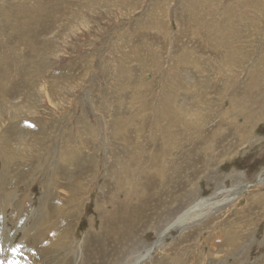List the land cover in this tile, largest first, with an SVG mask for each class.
Here are the masks:
<instances>
[{
  "label": "rangeland",
  "instance_id": "1",
  "mask_svg": "<svg viewBox=\"0 0 264 264\" xmlns=\"http://www.w3.org/2000/svg\"><path fill=\"white\" fill-rule=\"evenodd\" d=\"M261 182L264 0H0V264H264Z\"/></svg>",
  "mask_w": 264,
  "mask_h": 264
},
{
  "label": "bare ground",
  "instance_id": "2",
  "mask_svg": "<svg viewBox=\"0 0 264 264\" xmlns=\"http://www.w3.org/2000/svg\"><path fill=\"white\" fill-rule=\"evenodd\" d=\"M192 1V0H191ZM51 41V40H50ZM191 53V52H190ZM122 58V57H121ZM186 63V62H185ZM121 64V63H120ZM181 65V64H180ZM116 66V65H115ZM251 69V68H250ZM168 75V74H167ZM33 79V78H32ZM232 105V104H231ZM154 110V109H153ZM154 116V115H153ZM173 117V116H172ZM186 121V120H185ZM191 125V124H190ZM184 126V125H183ZM151 133V132H150ZM102 135V134H101ZM154 136V135H153ZM15 141V140H14ZM14 146V145H13ZM12 146V147H13ZM16 147H20V146H17L16 145ZM175 170V169H174ZM262 183V182H261ZM263 185H264V183H262ZM130 187V186H129ZM120 189V188H119ZM192 194V193H191ZM196 195V194H195ZM47 198V197H46ZM197 198H199V197H197ZM209 202V201H208ZM206 203V202H205ZM185 204V203H184ZM264 206V205H263ZM199 207V206H198ZM208 207V206H207ZM3 209H5V208H3ZM198 209V208H197ZM211 209V208H210ZM213 209V208H212ZM215 209V208H214ZM201 210V209H200ZM4 211V210H3ZM33 212V211H32ZM203 212H204V209H203ZM5 213V212H4ZM28 213V212H27ZM45 213V212H44ZM199 213V212H198ZM197 213V214H198ZM210 213V212H209ZM33 214H35V212L33 213ZM202 214H204V213H202ZM5 215V214H4ZM39 215V214H38ZM37 215V216H38ZM186 215H189V212H187L186 214H184L183 216H182V218H180V219H177L173 224H171V225H169L160 235H159V240L160 239H162L163 237H164V235L168 232V231H170L171 229H174V227H176V224H177V227L179 228V227H184L182 224L183 223H185V217L184 216H186ZM191 215V214H190ZM225 215V214H224ZM41 216H42V214H41ZM40 216V217H41ZM34 217H35V215H34ZM188 217V216H187ZM192 216H190V218H191ZM197 217V216H196ZM223 217V216H222ZM4 218V217H3ZM165 218V217H164ZM257 218V217H256ZM36 219V218H35ZM24 220V219H23ZM37 220V219H36ZM189 220V219H188ZM197 220H198V218H197ZM22 221V220H21ZM35 221V220H34ZM33 221V223H35ZM38 221V220H37ZM215 221V220H214ZM6 222V221H5ZM23 222V221H22ZM207 222V221H206ZM4 222H2V224H3ZM204 223V222H203ZM7 224V223H6ZM20 225H21V223H19ZM221 224V223H220ZM34 225H36V224H34ZM182 225V226H181ZM185 225V224H184ZM216 225V224H215ZM5 226V225H4ZM22 226H23V223H22ZM217 226V225H216ZM219 226H221V225H219ZM236 226V225H235ZM30 227V226H29ZM0 228H1V226H0ZM3 228V227H2ZM5 229V228H4ZM30 229V228H29ZM26 230H27V228H26ZM3 232H4V230H2ZM186 231V230H185ZM26 232V231H25ZM24 232V233H25ZM28 232V231H27ZM26 232V233H27ZM190 232V231H189ZM6 233V232H5ZM3 234V233H2ZM1 234V235H2ZM23 235H25V234H23ZM184 235V234H183ZM228 235V234H227ZM27 237V236H26ZM223 237V236H222ZM1 238V237H0ZM184 239V238H183ZM187 239V238H186ZM7 241V240H6ZM5 241V242H6ZM10 241V240H9ZM8 242V241H7ZM14 242V241H13ZM23 242V241H22ZM21 242V243H22ZM24 242H25V240H24ZM9 244H11L10 242H9ZM20 244V243H19ZM77 246V245H76ZM197 246V245H196ZM5 249V248H4ZM6 249H8L9 251H10V255H7L6 256V258L9 260V262H13V263H18V264H38V263H36L35 261H33V260H35L36 259V257L38 258V259H40L41 258V256H42V251H38V249L36 250V251H33V250H29L28 249V247L26 246V247H24L22 244H20V245H13V246H11L10 248H8V247H6ZM35 249V248H34ZM17 252H19L18 254H17ZM36 256V257H35ZM59 256V255H58ZM149 257V255H147L146 254V256H145V258H140L138 261H137V263L136 264H139V263H141L144 259H146V258H148ZM12 258H14V260L12 259ZM2 259V258H1ZM59 259V258H58ZM88 258H85V260H84V264H87L89 261L87 260ZM3 260V259H2ZM79 260V255H78V257L76 258V261H78ZM75 261V262H76ZM4 263V262H3ZM12 264V263H11ZM77 264V263H76ZM88 264H90V263H88Z\"/></svg>",
  "mask_w": 264,
  "mask_h": 264
}]
</instances>
